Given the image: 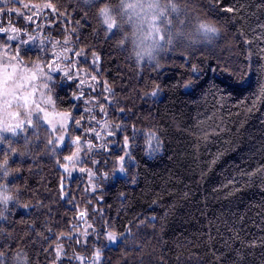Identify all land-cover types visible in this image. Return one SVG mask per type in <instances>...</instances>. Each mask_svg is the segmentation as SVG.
I'll use <instances>...</instances> for the list:
<instances>
[{"label":"trees","instance_id":"trees-1","mask_svg":"<svg viewBox=\"0 0 264 264\" xmlns=\"http://www.w3.org/2000/svg\"><path fill=\"white\" fill-rule=\"evenodd\" d=\"M18 1L52 5L41 30L49 43L39 49L1 39L10 52L19 51L27 66H46L56 60L51 42L66 46L58 60L75 62L109 93L98 90L100 99L85 103L76 98L79 82L57 72L48 92L56 110L72 115L67 146L54 153L53 134L38 121L0 143L19 203L0 252L25 249L31 264H75L79 252L102 242L100 264H264V0H189L224 26L222 43L173 54L155 69L128 61L94 8L77 0ZM18 32L31 34L26 26ZM97 121L119 129L98 141L91 132ZM76 137L92 145L84 159L98 184L92 194L81 181L64 184L61 166ZM81 213L92 225L86 242L77 233ZM107 232L120 236L116 245L106 247ZM60 246L65 253L57 258Z\"/></svg>","mask_w":264,"mask_h":264},{"label":"clouds","instance_id":"clouds-1","mask_svg":"<svg viewBox=\"0 0 264 264\" xmlns=\"http://www.w3.org/2000/svg\"><path fill=\"white\" fill-rule=\"evenodd\" d=\"M85 8H94L105 31L117 34L115 44L124 49L127 60L136 67L159 68L173 54H190L198 49H216L225 28L214 18L200 14L189 0H77ZM107 23L114 27L109 31ZM0 143H5L2 139ZM24 154L27 155L25 145ZM15 175L6 160H0V240L8 238L6 223L13 209L19 208L15 190L8 180ZM16 207H11L12 204ZM0 264H31L30 254L18 249L0 252Z\"/></svg>","mask_w":264,"mask_h":264},{"label":"rangeland","instance_id":"rangeland-1","mask_svg":"<svg viewBox=\"0 0 264 264\" xmlns=\"http://www.w3.org/2000/svg\"><path fill=\"white\" fill-rule=\"evenodd\" d=\"M5 2H15L16 4L13 6L4 7L0 8V28L5 29L6 31L0 32V36L4 34L3 37H0V40H7L8 42H13L12 44H16V46L20 45H28V47H31V44H34V46L40 47L39 49L45 47V44H48L49 42L45 38V36L41 35V30L42 26L44 23H46V12L45 9L47 5H36L34 3L26 2V1H18V0H0L1 4H4ZM11 11V13H10ZM18 16L16 17L17 23H23V28L24 26L30 27L31 34L25 35V34H20L18 31L22 30L23 28L20 27L19 25L16 26V21L13 22L12 16L9 20H6V16ZM29 17L31 19H29ZM3 20L6 22L5 25L2 26ZM4 22V23H5ZM48 23V22H47ZM50 25V24H49ZM19 27V28H18ZM16 28L18 31L13 33L12 29ZM9 37H13V39H9ZM51 51L54 54V59H56L53 62H50L48 65H43L42 63H36L32 64L30 66H27L25 63H23L19 58L15 61H13L11 58L16 56V54L11 53L12 51L9 46L7 47L5 44H3L0 41V67H7L10 63H17L19 65V68L23 70H27V72H37V78L34 81H31L30 84L29 82H25V88L28 91H34V96L33 99L35 100L36 103H39L41 107H43L48 113L50 118L53 120V125L50 126L48 123L44 121L43 113H37L35 108H33V120L34 122L38 121L39 123H42L45 125L49 131L50 134H53L52 136V141L54 142V145L57 144V138L60 135H64L66 140L69 139L68 134H69V129L72 124V115L69 112H60L55 109L53 99L50 96V93L48 92L49 85L52 81V75L56 74L59 72L61 75H64L65 78L71 79L72 81H77L79 82L78 86L81 88V93L77 94L76 98L81 99L83 102H90L91 100H96V102L100 99V95L97 94V97H95L93 94L97 93L98 90H105V92L108 94L109 90L105 86H99V82L96 79H92L88 73L85 72H80L79 69H76V63L69 61V64H66L64 61L58 60L57 56V51L60 49H64L65 47H60L57 44H54L51 42ZM58 49V50H57ZM66 57H67V53ZM63 58V57H62ZM59 64V68L56 67V65ZM73 65V69H71V66ZM74 73H73V72ZM65 73H70V75H65ZM73 75L71 76V74ZM44 85H47V87H44ZM77 86V87H78ZM79 89V88H78ZM84 93H89L87 96L83 97ZM51 98V104L47 103L48 98ZM93 98V99H91ZM97 105V103H95ZM16 109H13L15 111ZM91 110H95L94 108ZM21 112L24 111V109H20ZM63 114H69L68 119L65 123V127L62 129L60 128V123H61V118ZM21 120H24V116L21 115L20 117ZM16 123L15 119H9L6 112L0 111V124H7V125H14ZM95 123V124H94ZM32 125H28L26 121L23 124L22 129H18L17 132H20L23 130L25 127L30 128ZM93 126H95L94 129H92V134L97 136L98 141H104L109 137L108 133L109 132H115L117 129L111 127L104 121H97L93 122ZM55 128V130H54ZM12 134L15 135L11 131H0V136L3 137V139L6 137V135ZM99 134V135H97ZM65 140V142H66ZM70 143L73 145V154L71 155L73 157L72 160H65V163L61 166V170L63 173V180L64 184L68 183L70 180H78L84 183L85 188L89 190V194H92L94 190L98 189V184L94 182L95 180V174L93 173V163L91 162L90 165L85 163V155L90 152V148L88 145V141H85V139H79L77 142L75 140H70ZM104 146L101 144V147ZM125 150H127V147H125ZM108 149L106 150V152ZM90 153L88 154V156ZM126 155H124L125 157ZM89 161V160H88ZM121 160L117 161L119 164V168L117 173L119 174L120 168L122 166V163H120ZM67 166V171H65V167ZM83 168L84 171L81 172L80 169ZM80 178V179H79ZM95 192V191H94ZM82 220V221H81ZM81 223H84L83 226L77 230V233L82 235L81 240L83 242H86L88 238L92 236V225L89 222H86V219L81 218L80 219ZM111 232H107L105 235L106 238V247L108 246H114L117 244V242L120 239V236L117 234L115 235L114 240H109L108 239V234ZM128 235V233H127ZM81 241V243H82ZM102 242H99L97 246L94 248H86L85 251L79 252L76 256V262L75 264H100L101 259H102V250L101 248ZM57 249H60V258L63 257L62 253H65V249L62 248V246L58 247ZM99 253V259H96V254ZM56 256H57V250H56ZM58 258V257H57Z\"/></svg>","mask_w":264,"mask_h":264},{"label":"snow or ice","instance_id":"snow-or-ice-1","mask_svg":"<svg viewBox=\"0 0 264 264\" xmlns=\"http://www.w3.org/2000/svg\"><path fill=\"white\" fill-rule=\"evenodd\" d=\"M47 7H52V5H47ZM227 12H233V8L229 7L225 9ZM29 19H31L29 17ZM106 27L109 31H111L114 27V22L113 23H107L105 21ZM6 31L3 28H0V32ZM18 30L16 28L12 29V32L15 33ZM9 39H13V37H9ZM67 43V40L65 41ZM65 52L70 51V49H65ZM58 57H61L64 55V53H58ZM77 56H80L81 53L77 52ZM19 56V51H17V55L12 57L11 59L13 61L17 60ZM94 57V63L99 60V57L93 53ZM57 68H59V64L56 65ZM195 70V69H194ZM65 75H70V73H65ZM37 78V72H27V70H21L19 68V65L17 63H10L6 68L5 67H0V111L6 112L7 116L9 119H15L16 123L14 125H7V124H0V131H11L15 133L18 129L23 128V124L26 121L28 125H32L35 127H38V124H34L33 120V108H35L37 113H43L44 121L48 123L50 126L53 125V120L50 118L49 113L41 107L39 103H36L35 100L33 99L34 96V91H28L25 88V82H30L36 80ZM94 80L95 77H92ZM44 87H47V85H44ZM156 93L154 92L153 95ZM261 95L264 96V88L261 89ZM51 98L49 97L47 100V103L51 104ZM13 109H16L13 111ZM20 109H24L23 112L20 111ZM21 115L24 116V120H21L20 117ZM69 114H63L61 118V123H60V128L65 127V123L68 119ZM76 124L79 125L80 121H76ZM117 129H119V126H116ZM55 130V128H54ZM99 135V134H97ZM109 136L113 135L112 132L108 133ZM3 137L0 136V140H2ZM79 137H76V141H79ZM65 136L60 135L57 138V144L53 146V152L55 153L58 150H62L63 147L67 146L65 143ZM49 144H52L53 142L51 140L48 141ZM158 146H159V142ZM124 146L128 147V138H124ZM89 148L92 147L91 144L88 145ZM15 151V149H13ZM21 155H24V153H21ZM65 160H72V156H66L64 158ZM124 157H121V161H123ZM7 162V160H6ZM65 171H67V166L65 165ZM81 172L84 171L83 168L80 169ZM120 171L123 172L124 168L121 166ZM86 213H81V217L85 216ZM130 231V230H129ZM108 239L109 240H114L115 235L113 233L108 234ZM60 256V249H57V257L59 258ZM96 259H99V253L96 254Z\"/></svg>","mask_w":264,"mask_h":264}]
</instances>
